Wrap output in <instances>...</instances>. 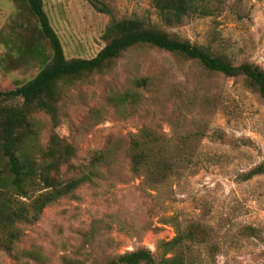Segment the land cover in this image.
Here are the masks:
<instances>
[{
	"label": "rangeland",
	"instance_id": "374dc122",
	"mask_svg": "<svg viewBox=\"0 0 264 264\" xmlns=\"http://www.w3.org/2000/svg\"><path fill=\"white\" fill-rule=\"evenodd\" d=\"M93 1L103 9L91 0H43L67 58L94 57L105 46L112 18L137 17L235 64L251 61L264 69V0H200V11L172 25L162 21L152 0ZM17 13L13 0H0L1 90L39 70L34 60L15 69L7 62L19 30ZM138 79L146 83L137 86ZM128 89L138 93L137 102L111 100ZM60 105L55 130L76 146V172L98 150L110 155L98 179L48 205L36 222L21 224L15 251L0 248V264H96L105 254L143 246L159 259L158 245L176 233L172 218L196 238L186 241L187 264H264V175L242 179L264 162V100L243 78L207 71L164 50L134 47L91 84L67 88ZM35 119L45 145L51 120L42 113ZM145 126L167 136L196 134L184 149L193 161L156 190L131 170L130 144ZM96 219L112 228H99L90 244L83 233Z\"/></svg>",
	"mask_w": 264,
	"mask_h": 264
},
{
	"label": "trees",
	"instance_id": "16d2710c",
	"mask_svg": "<svg viewBox=\"0 0 264 264\" xmlns=\"http://www.w3.org/2000/svg\"><path fill=\"white\" fill-rule=\"evenodd\" d=\"M13 1L18 11L15 27L19 30L12 39L14 50L8 54L10 61L7 62L15 69L34 60L39 70L33 78L13 89H0V248L9 253L16 249L21 224L36 222L48 205L61 198L76 196L80 187L99 178V166L109 157V151L98 150L90 164L82 172H76L73 160L77 148L55 130L60 123V103L67 88L91 84L97 74L111 70L131 48L153 47L195 60L207 71L243 78L245 85L264 100L262 66L251 61L235 64L229 57L208 47L168 33L148 18H112L103 34L105 46L94 57L67 58L43 0ZM91 2L99 8L97 1ZM152 2L162 21L169 25L181 22L189 13L200 11V0ZM7 59L5 56L3 61ZM144 83L146 79L135 81L137 86ZM137 97L135 90L128 89L111 100L121 104L135 103ZM40 113L51 120L45 145L35 119ZM195 136L194 133L167 136L153 126H145L130 144L132 172L137 177L149 178L151 189L156 190L179 174L181 167L193 161L192 155L184 149ZM170 150H173L172 155ZM63 168L66 170L62 171ZM261 175H264V162L245 172L242 179L247 181ZM171 221L176 233L172 239L162 240L158 245L162 252L159 259L143 246L122 254H105L96 264H187L186 241L196 238L191 234L193 230L186 232L174 222L175 218ZM100 222L103 221L94 220L91 229L83 233L90 244L98 238L99 228L102 227V231L112 228L109 223ZM34 252H37L31 253L34 257L39 254Z\"/></svg>",
	"mask_w": 264,
	"mask_h": 264
}]
</instances>
